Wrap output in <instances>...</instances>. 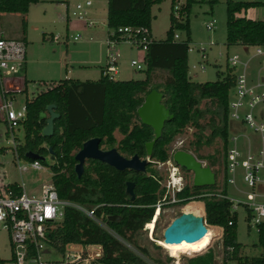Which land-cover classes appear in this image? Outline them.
Returning a JSON list of instances; mask_svg holds the SVG:
<instances>
[{
	"label": "trees",
	"instance_id": "16d2710c",
	"mask_svg": "<svg viewBox=\"0 0 264 264\" xmlns=\"http://www.w3.org/2000/svg\"><path fill=\"white\" fill-rule=\"evenodd\" d=\"M178 1L171 0L170 27L166 31V38L159 41L151 38L147 45L143 56L145 64L143 79H111L103 75L101 69L100 77L96 80L64 78L58 82L52 81V86L41 90L32 98L25 99V117L18 127L23 130L22 142L16 139L18 158L27 159L25 154L28 151L45 156L51 149V156L55 160L50 166L54 173L51 179L59 197L93 211L94 218H91L74 207L65 208L62 222L50 235V244L58 252H63L65 244L69 242L100 244L103 249L100 261L103 264H151L129 249L118 237L138 247L134 239L139 233L144 232V224L152 219L154 205L164 193V188L161 187L162 176L154 168V164L169 159L171 154L167 145L177 133L192 127L193 139L189 141L188 150L191 151L193 148V151L198 153L202 146H209L219 138L222 143L220 151L222 157L225 156L229 138L228 98L235 76L227 67L215 81L190 80L188 52L191 37L188 15L195 0H183L180 5ZM37 2L38 0H0V13L26 14L30 5ZM161 2L162 0H107L108 30H115L116 36L119 37L121 35L117 32L119 27H142L147 28L150 35L152 7ZM259 6H264V2L226 1L227 46L264 45V19L255 20L238 16L242 10ZM22 24L25 28L26 22L23 21ZM175 30L184 31L185 39L177 41L174 37ZM155 70L169 72L163 83L153 82ZM153 88L163 93L162 102L173 114V118L165 122L162 135L153 146L152 162L147 164L145 172L128 175L98 160L88 159L83 174L78 177L74 170L76 164L74 155L82 143L92 137L100 138V147L102 145L106 148L115 147L119 153L127 157L134 154L142 158L147 156L145 142L152 140L154 134L151 127L140 122L137 109L144 101L145 95ZM21 91L25 92L26 87ZM204 100H209L213 108L201 107ZM48 104H54L55 111L60 115L54 121V134L50 137L41 133L45 118L41 117L40 113L46 111ZM207 114H210V117L203 124L201 120ZM207 127L210 129L209 134L204 133V128ZM116 130L123 135L120 140L115 138ZM197 157L207 159L210 167L217 162L215 155L199 153ZM41 162L45 165L44 160ZM220 167L214 170L216 181L219 171L222 170ZM183 174L184 177L192 175L185 171ZM128 179L135 182L134 199L126 193L125 182ZM188 182L176 193L178 198L184 200L162 206L160 214L166 206L184 205L187 202L196 205L202 201L206 225L223 227L222 243L225 255L222 264H228L231 260H235L236 264H264V221L260 223L257 232V245L261 249L259 254H241L243 245L236 239L237 213L230 212L231 204L228 200L214 194L207 195L217 192L212 191L216 189L217 184L196 187L192 179ZM17 184L18 182L9 183L13 187ZM226 187L224 183L222 194H226ZM16 190L19 191L17 188ZM159 217L155 223L154 234ZM229 220L233 221L232 225L228 224ZM99 221L105 223L107 228ZM208 228L207 226V230ZM159 240L167 243L163 238ZM160 246L167 253L173 251L169 244L160 243ZM180 246L182 249L183 244ZM228 247H232V251H228ZM140 250L143 255H148L145 247H140ZM179 255L173 257L177 258ZM186 264H206V261L202 258L188 259Z\"/></svg>",
	"mask_w": 264,
	"mask_h": 264
},
{
	"label": "rangeland",
	"instance_id": "374dc122",
	"mask_svg": "<svg viewBox=\"0 0 264 264\" xmlns=\"http://www.w3.org/2000/svg\"><path fill=\"white\" fill-rule=\"evenodd\" d=\"M83 1L38 0L37 3L30 5L27 14L0 13V36L22 39L26 45L25 66L22 72L17 75L21 81L22 79H26V84L23 82H11V84L7 85L8 95L14 99V108L16 110H21L26 97L32 98L41 90L52 86V81L58 82L64 78L82 81L87 79L96 80L100 77L101 67L106 62L107 46L105 40L108 33L106 23L107 0H92V6L87 9L86 17L94 20L93 26H88L85 20L79 19L74 14L75 5ZM226 1L216 0L211 2L210 0H195L191 5L188 15L191 37L189 43L190 50L188 52V76L191 81H215L218 79L221 71H225L227 68V56L239 53L245 59L255 53L254 48L251 46L226 45ZM181 3H183V0L178 1V5ZM262 11L264 15V9ZM170 14L171 0H162L160 4L152 7L150 35L153 40L159 41L166 38V31L170 27ZM175 14L177 15V12ZM242 14L243 12L238 13V16H242ZM213 19L216 21L215 26L212 29L208 28V24ZM23 21L26 22L25 28L22 24ZM56 36L58 38H55ZM174 37L177 41L184 40L185 32L175 30ZM211 42L213 43L211 44ZM200 46L206 50L208 55L206 61H202ZM118 49L120 56L117 63L118 73L115 75V79H143L145 77V64L143 60L145 51L141 48L130 47L126 40L118 44ZM131 60H137L141 64L142 69L132 66L130 64ZM168 76L169 72L166 70H155L152 76L153 82L163 83ZM24 87H26V91L22 92L21 90ZM200 106L213 108L209 100L202 101ZM209 117L210 114H207L201 122L203 124L206 123ZM5 131L4 116L0 113V175L4 180L3 182H24L29 191L38 188L43 182L50 181L52 176L50 166L55 163L51 154L49 153L44 156L45 170L34 171L30 169L20 175L16 168L18 161L14 157L12 137H8ZM193 131L194 128L187 127L177 133L174 139L167 145L171 159L169 158L165 162H157L154 164V168L162 176L161 182L166 184L168 180H171L170 173L172 166L170 160H172V154L176 150L182 149L191 152L196 158H198L197 154L199 153L202 155H215L217 162L211 168L214 171L221 165L220 168L222 170L218 173L216 189L212 191L221 192L220 180L223 176L222 161H224L220 151L222 143L219 138H216L211 145L202 146L198 153H195L193 148L190 151L188 150V146L189 141L193 139ZM233 131H244L245 134L252 135V131L248 127H239L237 123L230 120L228 126L229 135ZM204 133L209 134L210 129L208 127L204 128ZM14 134L16 136L15 140L19 139L22 142V128L15 130ZM114 135L117 140L123 137L117 130L114 132ZM101 148L107 150L104 145ZM199 160L203 164L210 165L207 159ZM179 174H176V178ZM191 179H193V175L186 176L183 181L181 179L179 182L186 184ZM258 188L264 189V186L255 187V189ZM248 191H250V188L243 183L241 170L238 168L235 173V184L227 185L226 195L230 198L244 200L243 192ZM199 202L203 204L202 209L194 214L205 217L204 203L202 201ZM187 207L192 208L196 207V205L187 202L184 205L166 206L159 215L154 239H151L147 232H141L134 239L138 247L120 237L118 238L129 249L142 256V258L151 264H186L188 259L198 258H202L203 261H206V264H222L224 261L221 253L223 230L219 228L214 229L211 225H207L209 228L200 239L194 242L183 241V247L182 249L180 248L181 253L177 258L173 257L172 253L165 252L159 245L157 238H162L165 227ZM100 224L107 228L102 221ZM248 224H253V222L248 219L247 211L241 205L237 210L236 239L243 245L241 254L257 255L261 250L257 245V231L255 227H248ZM112 234L117 237L115 233ZM155 245H158V247ZM84 247L87 248V245H84ZM140 247H145L148 250L147 256L142 254ZM204 252L206 253L201 255ZM10 257L11 246L9 235L7 230L0 225V264H9ZM50 258L58 259L60 255L50 253ZM228 264H236V261H228Z\"/></svg>",
	"mask_w": 264,
	"mask_h": 264
},
{
	"label": "built area",
	"instance_id": "2783aa9c",
	"mask_svg": "<svg viewBox=\"0 0 264 264\" xmlns=\"http://www.w3.org/2000/svg\"><path fill=\"white\" fill-rule=\"evenodd\" d=\"M91 6L92 0H84L75 5L74 14L79 19L85 20L88 26L94 24L90 17H86L87 9ZM215 22L213 19L208 24V28L212 29ZM117 32L121 33L119 37L116 36L115 30H110L105 40L106 62L102 67V74L111 79L118 73L117 63L120 56L118 44L121 41L126 40L130 47L141 48L144 51L151 41L147 28L119 27ZM251 47L255 52L251 57L244 59L239 53L226 57L227 67L235 76L228 98V121L237 123L239 127H248L252 135L245 134L244 131H233L229 135L223 161V176L220 180L221 187L224 183L226 186L235 184V173L239 168L242 181L250 188V191L243 192L244 200L230 198L219 191L207 193V195L214 194L228 200L232 214L237 213L238 207L242 205L247 211L248 219L253 222L248 224V227H255L258 232L260 223L264 221V189H255L257 186H264V45ZM199 49L202 61H206L208 55L205 48L200 46ZM25 59L24 40L0 36V113L4 116L5 133L13 140L14 157L18 161L16 168L20 175L30 169L34 171L46 169L41 160L21 159L16 152L18 142L15 140L14 132L25 117V104L21 110L14 108V99L8 95L7 85L11 82H22L17 75L22 72ZM130 64L142 69L137 60H131ZM170 162L171 180H168L166 184L161 182L165 192L154 205L155 211L151 220L154 224L162 206L184 200L176 196V193L180 192L184 186L174 184L179 167L174 165L173 160ZM53 174L52 172V176ZM177 179L181 180L183 176L179 175ZM3 181L0 175V225L9 235L11 246L9 264H103L100 261L103 254L100 244L69 242L65 244L63 252H58L50 244V235L62 222L66 207H74L94 218L92 210L60 198L52 179L29 191L24 182H18L16 187H13L9 185L10 182ZM232 222L229 220L228 224L232 225ZM149 225L145 223L144 227L151 237L154 226L148 227ZM216 227L223 230L221 226ZM84 245H87V248ZM221 248L222 259H224L223 243ZM227 250L232 251V247H228ZM50 253L59 254L60 258H50Z\"/></svg>",
	"mask_w": 264,
	"mask_h": 264
},
{
	"label": "water",
	"instance_id": "95a60500",
	"mask_svg": "<svg viewBox=\"0 0 264 264\" xmlns=\"http://www.w3.org/2000/svg\"><path fill=\"white\" fill-rule=\"evenodd\" d=\"M162 99L163 93L153 88L145 95L144 101L137 109L140 122L151 127L154 134L152 140L145 142L146 157L142 158L138 154L125 157L115 147L103 150L99 145L100 138L92 137L84 141L81 148L74 155L76 161L74 170L77 176L80 177L83 174L87 159L98 160L121 172L126 170L145 172L147 164L152 162L153 146L161 137L165 122L173 118V114L170 113ZM40 116L45 118V125L41 131L42 135L53 136L54 121L60 116L55 111V105L48 104L46 111L40 113ZM49 150L51 154L52 150ZM25 157L27 160H44V156L32 151H28ZM172 160L175 166L192 173L194 186L203 187L216 184V176L212 168L207 164H203L191 152L178 149L172 154ZM134 185V181L129 180L126 182V193L131 199H134L135 196ZM206 232L207 227L202 215L183 211L165 227L162 238L165 242H194L204 236Z\"/></svg>",
	"mask_w": 264,
	"mask_h": 264
},
{
	"label": "bare ground",
	"instance_id": "6f19581e",
	"mask_svg": "<svg viewBox=\"0 0 264 264\" xmlns=\"http://www.w3.org/2000/svg\"><path fill=\"white\" fill-rule=\"evenodd\" d=\"M170 165V164H169ZM174 184L177 186L178 184H180V182H179V179H177L176 178V176H175V179H174ZM202 206H203V204L202 203H199V204H196V207H192V208H185L183 211L184 212H193V213H198L199 212V210L200 209H202ZM158 218V217H157ZM156 221V220H155ZM150 225L148 226V227H153V226H155L154 225V223L152 222V221H149L148 222ZM207 226V225H206ZM214 229H218V227H216V226H212ZM151 239H154V229H153V233L151 234V237H150ZM158 239V243H159V245H160V243L161 244H163V245H167V244H169V245H171V246H173V251H172V254L173 255H179L180 254V248H181V243L183 242H167V243H163V242H161L160 240H159V238H157ZM152 241H154V240H152ZM155 242V241H154ZM174 250H175V253H174ZM202 250V249H201ZM200 250V251H201ZM197 252H199V251H197Z\"/></svg>",
	"mask_w": 264,
	"mask_h": 264
},
{
	"label": "crops",
	"instance_id": "0c3cea01",
	"mask_svg": "<svg viewBox=\"0 0 264 264\" xmlns=\"http://www.w3.org/2000/svg\"><path fill=\"white\" fill-rule=\"evenodd\" d=\"M243 1H261L264 2L263 0H243ZM264 6H259V7H251L248 8L246 11L242 10L241 12H243L242 16H246L248 18L251 19H255V20H263L264 19V15H263V10ZM240 12V13H241ZM27 14V13H26ZM93 20V19H92ZM94 21V20H93ZM94 25V24H93ZM92 25V26H93ZM152 38V37H151ZM244 46V45H243ZM25 66V64H24ZM24 68V67H23ZM102 69V67H101ZM23 70V69H22ZM26 79H22V82L24 83Z\"/></svg>",
	"mask_w": 264,
	"mask_h": 264
},
{
	"label": "flooded vegetation",
	"instance_id": "af4514ba",
	"mask_svg": "<svg viewBox=\"0 0 264 264\" xmlns=\"http://www.w3.org/2000/svg\"><path fill=\"white\" fill-rule=\"evenodd\" d=\"M100 148H101V147H100ZM101 149H102V148H101ZM106 149L108 150V149H110V148H106ZM87 160H88V159H87ZM84 166H85V164H84ZM112 168H113V167H112ZM181 169H182V168H181ZM115 170H116V169H115ZM184 171H185L184 169H182V170L178 169L177 173H180L179 175H182V176H183V175H184V174H183ZM83 172H84V171H83ZM123 172L128 173V175H132V174H134V173H138V172H134V171H132V170H126V171H123ZM185 172H188V171H185ZM184 178H185V177L183 176V179H184ZM183 179H182V181H183ZM129 180H130V179L126 180V182L129 181ZM130 181H133V180H130ZM126 182H125V184H126ZM180 184L183 185L184 187H185V185H186L185 183H180ZM134 187H135V185H134ZM161 187H162V185H161ZM184 187H183V188H184ZM163 188H164V192H165V187L163 186ZM163 195H164V193H163ZM163 195H162V196H163ZM129 197H130V196H129ZM160 198H161V197H160ZM154 211H155V208H154ZM152 217H153V216H152ZM157 217H159V216H157ZM151 220H152V219H151ZM151 220H150V221H151ZM156 220H157V218H156ZM147 223H148V222H147ZM154 225H155V224H154ZM154 228H155V226H154ZM143 230H144V232H146V231H145V227H143ZM172 247H173V246H172Z\"/></svg>",
	"mask_w": 264,
	"mask_h": 264
}]
</instances>
